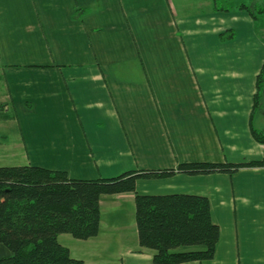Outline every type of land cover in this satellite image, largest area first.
I'll return each mask as SVG.
<instances>
[{"label": "crops", "instance_id": "crops-1", "mask_svg": "<svg viewBox=\"0 0 264 264\" xmlns=\"http://www.w3.org/2000/svg\"><path fill=\"white\" fill-rule=\"evenodd\" d=\"M250 4L0 0L10 107L0 120L22 111L29 165L78 180L262 161L264 26L238 9ZM137 192L208 199L215 258L186 264H264V167L139 180ZM100 211L97 237L59 236L73 258L155 264L139 245L134 194L103 196Z\"/></svg>", "mask_w": 264, "mask_h": 264}, {"label": "trees", "instance_id": "trees-1", "mask_svg": "<svg viewBox=\"0 0 264 264\" xmlns=\"http://www.w3.org/2000/svg\"><path fill=\"white\" fill-rule=\"evenodd\" d=\"M238 9L259 25L264 24V18L258 16L264 17V9L257 11L255 4ZM253 137L264 145V132L253 129ZM254 167H264V159L244 164H182L176 170L131 171L96 180L72 179L67 172L31 165L0 167V264H84L60 244L59 236L70 235L81 241L97 237L102 197L127 193L135 196L139 245L154 252L155 264L213 260L220 230L212 222L208 199L141 195L137 182L179 173L234 174Z\"/></svg>", "mask_w": 264, "mask_h": 264}, {"label": "rangeland", "instance_id": "rangeland-1", "mask_svg": "<svg viewBox=\"0 0 264 264\" xmlns=\"http://www.w3.org/2000/svg\"><path fill=\"white\" fill-rule=\"evenodd\" d=\"M250 3V6H252V4H255L257 11H259V9H264V0H250ZM258 16L259 19L264 18L262 14ZM260 24L262 25H260L259 27L262 28L264 24ZM261 32L264 33V29ZM4 83L5 81L0 71V118L5 114L3 113L4 110L10 108L8 104L9 100L6 97ZM16 116L14 114H11V118L0 120V167L29 165L26 144L22 137V132H24L25 134L27 132L26 124L29 117L26 116L22 111L21 113L18 112ZM20 119L22 120V124L20 122ZM125 212L127 213V210ZM66 236L74 241L77 240L70 235ZM62 241L63 240L61 239V242Z\"/></svg>", "mask_w": 264, "mask_h": 264}]
</instances>
